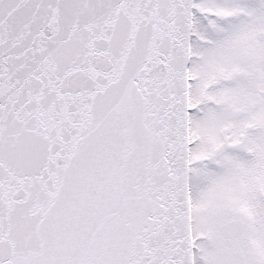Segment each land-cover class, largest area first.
I'll return each mask as SVG.
<instances>
[{"label": "snow or ice", "instance_id": "obj_1", "mask_svg": "<svg viewBox=\"0 0 264 264\" xmlns=\"http://www.w3.org/2000/svg\"><path fill=\"white\" fill-rule=\"evenodd\" d=\"M0 264H264V0H0Z\"/></svg>", "mask_w": 264, "mask_h": 264}]
</instances>
